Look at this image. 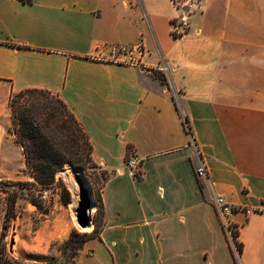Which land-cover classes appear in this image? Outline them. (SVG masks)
<instances>
[{"label": "crops", "instance_id": "crops-1", "mask_svg": "<svg viewBox=\"0 0 264 264\" xmlns=\"http://www.w3.org/2000/svg\"><path fill=\"white\" fill-rule=\"evenodd\" d=\"M179 14L172 0H0V164L27 168L10 100L44 89L106 175L100 231L67 264H264V0H200L175 37ZM216 196L252 210L234 235Z\"/></svg>", "mask_w": 264, "mask_h": 264}, {"label": "rangeland", "instance_id": "rangeland-1", "mask_svg": "<svg viewBox=\"0 0 264 264\" xmlns=\"http://www.w3.org/2000/svg\"><path fill=\"white\" fill-rule=\"evenodd\" d=\"M69 164L58 170L53 184L46 186L36 183L28 168L13 178L0 164V264H67L78 252L83 234L94 231L97 196L106 175L99 169L76 166L82 168L97 203L93 228L85 231L77 223V210V226H71L74 192L61 175L71 167ZM44 188L48 190L46 199L40 194ZM67 230L69 235L65 237ZM74 232L79 237L71 239Z\"/></svg>", "mask_w": 264, "mask_h": 264}, {"label": "trees", "instance_id": "trees-1", "mask_svg": "<svg viewBox=\"0 0 264 264\" xmlns=\"http://www.w3.org/2000/svg\"><path fill=\"white\" fill-rule=\"evenodd\" d=\"M153 73L165 82L161 72ZM10 106L13 120L11 130L23 148L27 168L36 183L43 186L53 184L56 173L67 163L84 168L97 167L88 133L58 95L44 89H26L12 95ZM184 121L188 133L193 137L189 118L184 116ZM97 202L95 229L92 233L83 234L78 251L85 241L98 235L102 226L104 210L101 193L97 196ZM75 236L79 237V234L74 232L71 239ZM239 249L241 252V245Z\"/></svg>", "mask_w": 264, "mask_h": 264}, {"label": "built area", "instance_id": "built-area-1", "mask_svg": "<svg viewBox=\"0 0 264 264\" xmlns=\"http://www.w3.org/2000/svg\"><path fill=\"white\" fill-rule=\"evenodd\" d=\"M175 7L180 11L179 16L173 20L172 24V35L175 37L182 36L186 34L191 27L190 24V16L196 11L199 7L200 0H172ZM135 48H129L125 45H114L110 48L109 52L114 57L124 56L126 57L128 54L132 53ZM136 50L142 52V46L139 45L136 47ZM127 166L129 168V172L134 177H142V165L137 160L136 157L131 156L127 161ZM197 176L198 178H206L207 169L204 164H201L197 168ZM41 197L46 199L48 195V190L46 188L42 189ZM214 204L218 211V214L222 220L223 227L230 233L233 234L237 230V225L235 222L236 216L240 212H244L249 214L252 210L247 207L236 206L226 200L223 196H216L214 198Z\"/></svg>", "mask_w": 264, "mask_h": 264}, {"label": "water", "instance_id": "water-1", "mask_svg": "<svg viewBox=\"0 0 264 264\" xmlns=\"http://www.w3.org/2000/svg\"><path fill=\"white\" fill-rule=\"evenodd\" d=\"M70 173H74L80 192V203L77 209V223L81 229H87L92 223L94 224L91 210L92 206L95 205L97 207V203L94 199L92 188H88V185L86 186V183L89 185L90 183L85 179L82 168L71 165L69 169L62 170L61 175L66 178Z\"/></svg>", "mask_w": 264, "mask_h": 264}, {"label": "bare ground", "instance_id": "bare-ground-1", "mask_svg": "<svg viewBox=\"0 0 264 264\" xmlns=\"http://www.w3.org/2000/svg\"><path fill=\"white\" fill-rule=\"evenodd\" d=\"M74 173H70L69 174V176H67L65 179H66V181H67V183L69 184V186L71 187V189L73 190V192H74V201H73V205H72V208H73V216H72V219H71V222H72V225L71 226H77V223H76V211L75 210H77L78 208V205H79V203H80V192H79V186H78V184H77V182H76V180H75V178H74ZM88 185V188H91V186L88 184V183H86V186ZM96 208V206L94 205V206H92V210H91V213L92 214H94V212H95V209ZM92 228H93V223H92V225L89 227V228H87V229H83V230H85V231H91L92 230ZM69 231L70 230H67L63 235L65 236V237H67L68 235H69Z\"/></svg>", "mask_w": 264, "mask_h": 264}]
</instances>
